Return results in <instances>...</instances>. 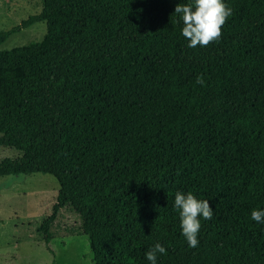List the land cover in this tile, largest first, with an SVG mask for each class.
<instances>
[{
	"label": "trees",
	"instance_id": "trees-1",
	"mask_svg": "<svg viewBox=\"0 0 264 264\" xmlns=\"http://www.w3.org/2000/svg\"><path fill=\"white\" fill-rule=\"evenodd\" d=\"M40 41L0 49V176L58 182L37 231L80 217L94 264H264V0H223L220 40L188 47L177 3L41 0ZM204 84H197V76ZM177 191L207 199L199 244L181 234Z\"/></svg>",
	"mask_w": 264,
	"mask_h": 264
},
{
	"label": "rangeland",
	"instance_id": "rangeland-1",
	"mask_svg": "<svg viewBox=\"0 0 264 264\" xmlns=\"http://www.w3.org/2000/svg\"><path fill=\"white\" fill-rule=\"evenodd\" d=\"M41 8V0H0V32L39 14ZM45 32V22H37L9 35L0 49L40 41ZM18 155L17 150L0 146V159ZM58 187L50 174L0 176V264H94L80 217L70 207L61 208L50 227V250L37 231L51 211Z\"/></svg>",
	"mask_w": 264,
	"mask_h": 264
},
{
	"label": "clouds",
	"instance_id": "clouds-1",
	"mask_svg": "<svg viewBox=\"0 0 264 264\" xmlns=\"http://www.w3.org/2000/svg\"><path fill=\"white\" fill-rule=\"evenodd\" d=\"M174 13L182 21V36L189 42L188 47H206L222 36V27L233 14L223 0H191L190 3H177ZM197 84H204L203 76H197ZM174 207L179 213L181 234L188 246L196 248L199 244L198 233L201 227V217L210 220L213 209L207 199H198L191 191L184 193L177 191ZM250 217L258 224H264V210L252 209ZM166 254L165 247L157 242L146 252V259L150 264H157V255Z\"/></svg>",
	"mask_w": 264,
	"mask_h": 264
}]
</instances>
